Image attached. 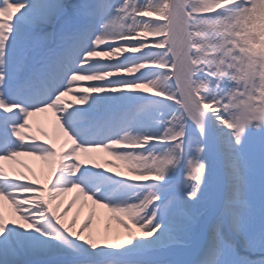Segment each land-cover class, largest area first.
<instances>
[{"label":"snow or ice","instance_id":"obj_1","mask_svg":"<svg viewBox=\"0 0 264 264\" xmlns=\"http://www.w3.org/2000/svg\"><path fill=\"white\" fill-rule=\"evenodd\" d=\"M4 202L0 264H264V0H0Z\"/></svg>","mask_w":264,"mask_h":264},{"label":"bare ground","instance_id":"obj_2","mask_svg":"<svg viewBox=\"0 0 264 264\" xmlns=\"http://www.w3.org/2000/svg\"><path fill=\"white\" fill-rule=\"evenodd\" d=\"M44 30L49 31L52 29L45 28ZM113 62H116V61H113ZM85 83H87V82H85ZM65 99L71 100L70 97H66ZM31 123L33 124L34 130L36 128H43L45 131L49 132V135H52V133H53V117H52L51 113L38 114L37 116L32 118ZM40 139L43 140V137H41ZM18 159H20L23 164L32 168L33 171L37 174V176L41 175L42 169L45 171L47 170V165L43 161L35 160L34 158H31V157H21ZM4 166H5L6 170L9 171V175L13 174L12 173L13 169H15L17 171H24L27 174L26 169L22 168L20 164H16L14 162L6 161V162H4ZM41 183H43V180H41ZM71 195L72 194H70L69 197L66 198V202H67V200L71 199ZM81 203L82 202H77V204L70 210V214L68 217L69 220L72 218L73 215H75V213L77 211L81 210ZM0 210H2L6 216L11 215V212H12L11 206L7 202H4L3 207L0 208ZM88 211H89V208H84L82 211H80V220H83L84 216L87 214ZM97 211L103 217H106L108 215L106 210H104V209H98ZM100 226L103 228V224H101ZM112 227L114 229L115 225L113 224Z\"/></svg>","mask_w":264,"mask_h":264},{"label":"rangeland","instance_id":"obj_3","mask_svg":"<svg viewBox=\"0 0 264 264\" xmlns=\"http://www.w3.org/2000/svg\"><path fill=\"white\" fill-rule=\"evenodd\" d=\"M49 31H51V30H49ZM125 55H137V54H128V53H126ZM122 58V57H121ZM138 75V74H137ZM88 83V82H87ZM109 159H111V158H109ZM28 160V159H27ZM113 163H116V164H118L119 165V169H120V171H122V172H125L126 173V168L124 167V164L122 163V162H120V161H113Z\"/></svg>","mask_w":264,"mask_h":264}]
</instances>
